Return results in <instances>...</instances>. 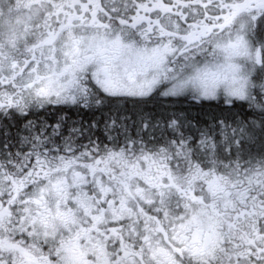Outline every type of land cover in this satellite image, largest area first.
<instances>
[{"label":"snow or ice","instance_id":"1","mask_svg":"<svg viewBox=\"0 0 264 264\" xmlns=\"http://www.w3.org/2000/svg\"><path fill=\"white\" fill-rule=\"evenodd\" d=\"M0 264H264V0H0Z\"/></svg>","mask_w":264,"mask_h":264}]
</instances>
